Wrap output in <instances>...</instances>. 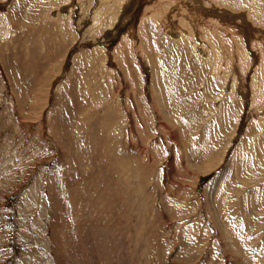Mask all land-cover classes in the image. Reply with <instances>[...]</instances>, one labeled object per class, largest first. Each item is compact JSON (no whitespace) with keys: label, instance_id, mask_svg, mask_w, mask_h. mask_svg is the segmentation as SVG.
Wrapping results in <instances>:
<instances>
[{"label":"rangeland","instance_id":"obj_1","mask_svg":"<svg viewBox=\"0 0 264 264\" xmlns=\"http://www.w3.org/2000/svg\"><path fill=\"white\" fill-rule=\"evenodd\" d=\"M0 264H264V0H0Z\"/></svg>","mask_w":264,"mask_h":264},{"label":"bare ground","instance_id":"obj_2","mask_svg":"<svg viewBox=\"0 0 264 264\" xmlns=\"http://www.w3.org/2000/svg\"><path fill=\"white\" fill-rule=\"evenodd\" d=\"M230 245V244H229Z\"/></svg>","mask_w":264,"mask_h":264}]
</instances>
